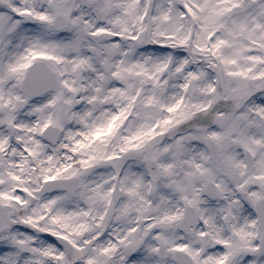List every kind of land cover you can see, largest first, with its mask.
Listing matches in <instances>:
<instances>
[{"label": "snow or ice", "instance_id": "1", "mask_svg": "<svg viewBox=\"0 0 264 264\" xmlns=\"http://www.w3.org/2000/svg\"><path fill=\"white\" fill-rule=\"evenodd\" d=\"M0 264H264V0H0Z\"/></svg>", "mask_w": 264, "mask_h": 264}]
</instances>
